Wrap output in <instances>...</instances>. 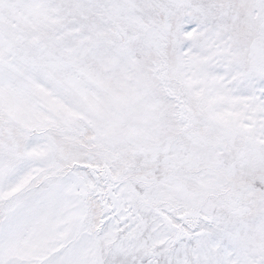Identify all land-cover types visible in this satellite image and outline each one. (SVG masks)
Returning a JSON list of instances; mask_svg holds the SVG:
<instances>
[{"label": "snow or ice", "instance_id": "snow-or-ice-1", "mask_svg": "<svg viewBox=\"0 0 264 264\" xmlns=\"http://www.w3.org/2000/svg\"><path fill=\"white\" fill-rule=\"evenodd\" d=\"M0 264H264V0H0Z\"/></svg>", "mask_w": 264, "mask_h": 264}]
</instances>
